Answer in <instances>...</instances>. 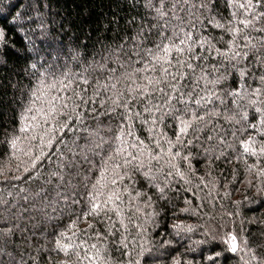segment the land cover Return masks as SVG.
I'll return each mask as SVG.
<instances>
[{
  "label": "trees",
  "instance_id": "16d2710c",
  "mask_svg": "<svg viewBox=\"0 0 264 264\" xmlns=\"http://www.w3.org/2000/svg\"><path fill=\"white\" fill-rule=\"evenodd\" d=\"M0 32V264H264V0H0Z\"/></svg>",
  "mask_w": 264,
  "mask_h": 264
},
{
  "label": "snow or ice",
  "instance_id": "6c2138e0",
  "mask_svg": "<svg viewBox=\"0 0 264 264\" xmlns=\"http://www.w3.org/2000/svg\"><path fill=\"white\" fill-rule=\"evenodd\" d=\"M242 6H243V5H242ZM2 35H3V33L0 32V36H2ZM188 38L190 39L191 37L189 36ZM181 43L183 44L184 41H181ZM168 50H169V49H165V51H168ZM201 119H202V118H201ZM189 126H190V122H183V121H182V126H181V128H180V134H184V133H186L187 130H188V128H189ZM179 138H180V137L178 136V137H177V140H178V141H179ZM12 143H13V147H15V141H13ZM49 143H50V142H49ZM244 151H245V152H249V151H250L247 142L244 143ZM261 151L264 152V149H261ZM253 154H254V151H253ZM177 155H179V153H177ZM133 159H135V157H133ZM38 160H40V157H39V156L36 157V160L32 161L31 167H35V166H36V161H38ZM25 171L27 172V171H28V168H25ZM260 174L264 175V170H261ZM16 179H19V177H16ZM113 183H115V181H113ZM97 207H98V205H94L92 211L95 212ZM91 214H92V213H89V215H91ZM177 227H178V226H177ZM189 231H191V229H189ZM235 240H236V237H235V236H231V241H232V243H231L230 250H231L232 252H236V251H237V244H236ZM57 246H58V248L64 250L65 252H67L68 249H69V247H70V246L67 245V244H61L60 241H57ZM217 255H219V254H217ZM178 264H179V262H178Z\"/></svg>",
  "mask_w": 264,
  "mask_h": 264
},
{
  "label": "rangeland",
  "instance_id": "374dc122",
  "mask_svg": "<svg viewBox=\"0 0 264 264\" xmlns=\"http://www.w3.org/2000/svg\"><path fill=\"white\" fill-rule=\"evenodd\" d=\"M16 22L19 23L20 20L18 19V20H16ZM38 26H39V25H38ZM58 53H59V52H58ZM58 53H55V54H58ZM57 56H58V55H57ZM51 63H53V62L51 61ZM53 64H54V63H53ZM188 245H189L190 249H194V248H196V244H195L193 241L189 242ZM5 255H6V257H10V256H12L13 254H12L10 251H8Z\"/></svg>",
  "mask_w": 264,
  "mask_h": 264
}]
</instances>
